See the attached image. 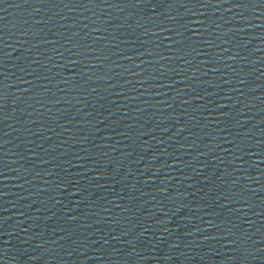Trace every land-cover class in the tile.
<instances>
[{
    "label": "water",
    "instance_id": "1",
    "mask_svg": "<svg viewBox=\"0 0 264 264\" xmlns=\"http://www.w3.org/2000/svg\"><path fill=\"white\" fill-rule=\"evenodd\" d=\"M0 264H264V0H0Z\"/></svg>",
    "mask_w": 264,
    "mask_h": 264
}]
</instances>
